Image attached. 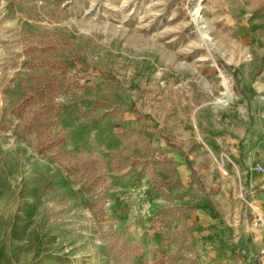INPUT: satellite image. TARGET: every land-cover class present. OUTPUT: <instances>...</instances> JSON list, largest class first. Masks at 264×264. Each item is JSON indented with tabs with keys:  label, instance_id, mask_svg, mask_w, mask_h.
I'll list each match as a JSON object with an SVG mask.
<instances>
[{
	"label": "rangeland",
	"instance_id": "374dc122",
	"mask_svg": "<svg viewBox=\"0 0 264 264\" xmlns=\"http://www.w3.org/2000/svg\"><path fill=\"white\" fill-rule=\"evenodd\" d=\"M200 1L0 0V264H255L264 0ZM43 39L69 88L27 129Z\"/></svg>",
	"mask_w": 264,
	"mask_h": 264
},
{
	"label": "trees",
	"instance_id": "16d2710c",
	"mask_svg": "<svg viewBox=\"0 0 264 264\" xmlns=\"http://www.w3.org/2000/svg\"><path fill=\"white\" fill-rule=\"evenodd\" d=\"M39 44V47L27 48V52L36 53L34 58L37 59L36 64L41 69L38 73L32 75L27 83H22L25 93L20 106L27 107L26 117L23 121V126L27 129L34 128L39 122H44V124L51 122L52 116H57L59 113L62 103L56 102L55 98L59 93L69 88V80L67 81L64 72L68 67L61 63L58 58L53 57L49 50L52 46L51 43L47 44L46 40L43 39ZM50 137L52 135L46 137V144H59ZM88 159L92 162L95 158L89 157Z\"/></svg>",
	"mask_w": 264,
	"mask_h": 264
},
{
	"label": "crops",
	"instance_id": "0c3cea01",
	"mask_svg": "<svg viewBox=\"0 0 264 264\" xmlns=\"http://www.w3.org/2000/svg\"><path fill=\"white\" fill-rule=\"evenodd\" d=\"M234 150H232L233 152ZM261 178V179H260ZM251 190L257 189V188H264V176L261 177L259 174H254L253 177H251V181L249 184ZM249 186H247L249 188ZM249 189L246 190V194L249 193ZM262 208L264 210V190L260 195V199ZM256 209V208H255ZM206 212V211H205ZM207 213H212L211 206H207ZM263 216V215H262ZM264 223V222H263ZM213 226V233H214V243L217 245H221L222 240H231V236L233 235L234 231L230 234V231H228V228H225L224 230H220L219 227L221 226L219 222L212 223ZM236 234L238 236L236 237L235 245L239 247L241 253H243L248 260L250 261L252 258L254 259L255 264L258 263L259 259V253L262 247L264 246L262 244V238L263 236L260 235L259 232L257 234L246 232L244 229L239 230L237 228Z\"/></svg>",
	"mask_w": 264,
	"mask_h": 264
},
{
	"label": "built area",
	"instance_id": "2783aa9c",
	"mask_svg": "<svg viewBox=\"0 0 264 264\" xmlns=\"http://www.w3.org/2000/svg\"><path fill=\"white\" fill-rule=\"evenodd\" d=\"M219 168H220V171H221V175L223 177H228L229 176L230 173H229V170L227 169L226 163L224 161L219 163ZM255 211H256V223L257 224H259V223L263 224V216H262V214L257 209H255ZM258 263L259 264H264V246L260 250Z\"/></svg>",
	"mask_w": 264,
	"mask_h": 264
},
{
	"label": "bare ground",
	"instance_id": "6f19581e",
	"mask_svg": "<svg viewBox=\"0 0 264 264\" xmlns=\"http://www.w3.org/2000/svg\"><path fill=\"white\" fill-rule=\"evenodd\" d=\"M202 1V0H201ZM198 2L199 4L195 7V15L198 16V18L200 17V13H201V10H202V3ZM204 31V30H203ZM202 31V33H203ZM202 35V34H201ZM208 39V38H207ZM223 84L225 85L226 87V91L224 92L225 95L228 96V98H230L232 96V90H231V86H230V83H229V80L224 78L223 80Z\"/></svg>",
	"mask_w": 264,
	"mask_h": 264
}]
</instances>
